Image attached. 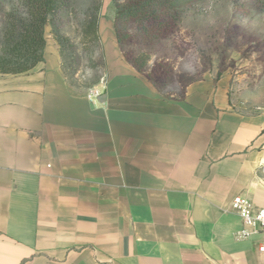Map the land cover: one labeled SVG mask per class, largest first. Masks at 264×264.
Masks as SVG:
<instances>
[{
	"label": "crops",
	"instance_id": "crops-1",
	"mask_svg": "<svg viewBox=\"0 0 264 264\" xmlns=\"http://www.w3.org/2000/svg\"><path fill=\"white\" fill-rule=\"evenodd\" d=\"M44 59L0 73V264H264V110L234 108L225 78L168 96L99 20L105 93L64 75L46 25Z\"/></svg>",
	"mask_w": 264,
	"mask_h": 264
},
{
	"label": "rangeland",
	"instance_id": "rangeland-1",
	"mask_svg": "<svg viewBox=\"0 0 264 264\" xmlns=\"http://www.w3.org/2000/svg\"><path fill=\"white\" fill-rule=\"evenodd\" d=\"M135 0H71L51 17L47 27L67 37L60 44L64 75L79 91L100 84L105 74L104 44L85 37L87 22L101 17L114 21L125 58L146 56L144 73L168 96H181L188 83L211 76L225 78L234 108L264 110V0H192L167 11L162 27L150 33L137 21L118 16V5ZM7 7L22 8L19 0ZM119 17V18H118ZM3 16L0 14V26ZM151 28L150 21L145 22ZM117 33V32H116Z\"/></svg>",
	"mask_w": 264,
	"mask_h": 264
},
{
	"label": "trees",
	"instance_id": "trees-1",
	"mask_svg": "<svg viewBox=\"0 0 264 264\" xmlns=\"http://www.w3.org/2000/svg\"><path fill=\"white\" fill-rule=\"evenodd\" d=\"M192 0H135L118 5V16L127 23L134 20L140 29L150 33L157 26L160 30L167 11H176ZM10 0H0V14L3 16L0 26V73L17 74L32 69L44 59L46 46L45 29L51 17L71 4V0H19L22 7H7ZM118 17V18H119ZM150 21L151 28L144 25ZM116 35L120 44L123 37L117 29ZM84 35L93 41L99 38L97 19L86 23ZM63 45L67 37L58 34ZM147 57L141 56L130 60V63L141 73L147 63ZM155 85L151 76L145 74Z\"/></svg>",
	"mask_w": 264,
	"mask_h": 264
},
{
	"label": "built area",
	"instance_id": "built-area-1",
	"mask_svg": "<svg viewBox=\"0 0 264 264\" xmlns=\"http://www.w3.org/2000/svg\"><path fill=\"white\" fill-rule=\"evenodd\" d=\"M106 91L104 80L85 91L90 100L100 98ZM232 208L239 214L245 228L237 233L238 238L249 237L253 232H264V207L256 206L253 201L245 195H236L231 201ZM264 253V246L260 247Z\"/></svg>",
	"mask_w": 264,
	"mask_h": 264
}]
</instances>
